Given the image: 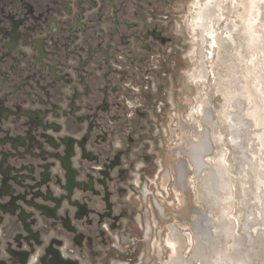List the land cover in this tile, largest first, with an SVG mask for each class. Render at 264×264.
Returning <instances> with one entry per match:
<instances>
[{"label": "flooded vegetation", "instance_id": "flooded-vegetation-1", "mask_svg": "<svg viewBox=\"0 0 264 264\" xmlns=\"http://www.w3.org/2000/svg\"><path fill=\"white\" fill-rule=\"evenodd\" d=\"M188 4L0 0V264L167 258L200 142L179 98Z\"/></svg>", "mask_w": 264, "mask_h": 264}, {"label": "rangeland", "instance_id": "rangeland-1", "mask_svg": "<svg viewBox=\"0 0 264 264\" xmlns=\"http://www.w3.org/2000/svg\"><path fill=\"white\" fill-rule=\"evenodd\" d=\"M222 1V15L213 19L215 32L204 43L194 25L204 0L187 5L192 62L179 98L187 103L186 115L195 130L185 135L196 141L204 137L208 152L199 169L184 157L189 189L174 204L180 246L171 258L168 235L162 264L174 259L185 264H264V0ZM178 136L177 145L182 142ZM183 149L187 152L186 145ZM173 153L166 148L164 158ZM191 207L199 209L200 229L207 231L206 242L199 240L198 255L197 234L180 218L192 217Z\"/></svg>", "mask_w": 264, "mask_h": 264}, {"label": "bare ground", "instance_id": "bare-ground-1", "mask_svg": "<svg viewBox=\"0 0 264 264\" xmlns=\"http://www.w3.org/2000/svg\"><path fill=\"white\" fill-rule=\"evenodd\" d=\"M222 3H223L222 0H204V2L199 7L198 13L195 15L194 25L196 26V28L200 34V38H201L202 43L206 42L207 36L213 35V33L215 32L214 31V25H213L214 24L213 19L216 18L217 20H219V18L221 17V15H222ZM205 72H206L205 68L203 66H201L200 74L205 76ZM207 152H208V145L206 143L205 138L203 137L200 140V142L195 146V152H193V154L191 155L192 159H193L192 162L195 163L196 169H199L204 165L203 157L205 156V154ZM196 230H197V233H196L197 234V238H196L197 239V246H196L195 251H196V255H198L199 251L202 249L201 248L202 245H201V243L199 244V240L204 241L205 239H207L206 238L207 237V233H206L207 231H205L204 229L203 230L200 229L199 225H197ZM199 237H200V239H199ZM179 240H180V238L177 235H175V237L168 238V245H169L170 251H171L170 252L171 258L174 257L179 250V248H178ZM204 242H206V241H204ZM206 244H208V243H205V245ZM179 246H180V244H179ZM179 262H180L179 259H174L172 264H185L184 262L183 263L182 262L179 263Z\"/></svg>", "mask_w": 264, "mask_h": 264}]
</instances>
